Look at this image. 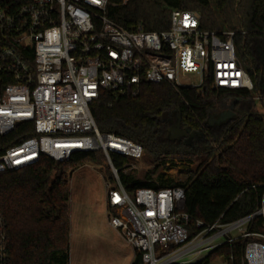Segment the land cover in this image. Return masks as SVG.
Returning <instances> with one entry per match:
<instances>
[{
    "label": "built area",
    "instance_id": "built-area-1",
    "mask_svg": "<svg viewBox=\"0 0 264 264\" xmlns=\"http://www.w3.org/2000/svg\"><path fill=\"white\" fill-rule=\"evenodd\" d=\"M127 1V0H125ZM110 0H0V137L24 122L34 135L0 155V172L37 163L41 157L67 161L77 152H102L114 180L105 183L108 224L142 264H196L225 244L244 241L243 264H264V232L251 230L263 219L264 200L254 212L212 224L196 221L185 210L181 186L138 188L134 198L120 172L137 169L143 145L115 133H102L90 105L101 92L128 98L143 82H167L203 91H253L254 82L239 57L236 37L246 31L201 28L194 10H173L170 27L128 30L107 15ZM197 75L198 84L183 83ZM260 101L264 95L256 94ZM113 155L131 160L117 167ZM7 233L0 218V264L7 260ZM160 254V255H159ZM225 264L229 258L219 257Z\"/></svg>",
    "mask_w": 264,
    "mask_h": 264
},
{
    "label": "trees",
    "instance_id": "trees-1",
    "mask_svg": "<svg viewBox=\"0 0 264 264\" xmlns=\"http://www.w3.org/2000/svg\"><path fill=\"white\" fill-rule=\"evenodd\" d=\"M176 9L198 12L202 29L246 31L237 35L236 45L254 90L215 89L209 80L203 91L145 81L136 97L102 91L90 108L102 133L141 143L153 163L166 159L200 162L183 181L154 178L159 167L143 179L120 172L129 192L142 187H184L193 235L198 220L229 222L254 212L264 200V99L252 98L264 95V0H110L107 15L128 30L140 24L145 31H163L169 29ZM225 111L234 116L221 123L209 122L215 113ZM164 112L169 114L167 119ZM178 114L181 128L191 133L170 139L171 121ZM34 134L32 123L19 124L14 132L0 137V155ZM98 154L77 152L67 161L43 156L25 168L0 172V218L8 237L5 264L70 263V180ZM113 161L119 168L131 162L119 155H113ZM262 224V218L253 220L251 230L264 232ZM243 249V240L225 244L196 264H211L231 255L230 264H243ZM131 264H142L141 253Z\"/></svg>",
    "mask_w": 264,
    "mask_h": 264
},
{
    "label": "rangeland",
    "instance_id": "rangeland-1",
    "mask_svg": "<svg viewBox=\"0 0 264 264\" xmlns=\"http://www.w3.org/2000/svg\"><path fill=\"white\" fill-rule=\"evenodd\" d=\"M239 57L241 58L240 55ZM241 60L243 62L242 58ZM182 81L198 84L200 80L195 74H187ZM258 107H261L260 103ZM199 163L197 160L190 162L180 159H166L153 163L145 156L136 163L137 169L130 173L143 179L148 171L159 167L154 178L161 176L163 180L172 178L183 181L187 179L190 170H197ZM108 181L116 184L109 161L100 152L95 161L86 163L72 174L69 264H131L135 260L137 253L135 254V251L108 224L109 213L118 214L115 209H109L107 206L105 183ZM131 196L134 198L133 192ZM211 264L225 263L221 258H217Z\"/></svg>",
    "mask_w": 264,
    "mask_h": 264
},
{
    "label": "water",
    "instance_id": "water-1",
    "mask_svg": "<svg viewBox=\"0 0 264 264\" xmlns=\"http://www.w3.org/2000/svg\"><path fill=\"white\" fill-rule=\"evenodd\" d=\"M168 116H169L168 112L163 113L164 119H167ZM233 116H234L233 112L225 111L220 115L219 121L224 122V121L228 120L229 118H232ZM213 118H214V116H212L209 119L210 123H213ZM189 133H191V131H187V130L181 128V115L178 114V119H177L176 124L169 128L170 139H178V138L186 137Z\"/></svg>",
    "mask_w": 264,
    "mask_h": 264
},
{
    "label": "flooded vegetation",
    "instance_id": "flooded-vegetation-1",
    "mask_svg": "<svg viewBox=\"0 0 264 264\" xmlns=\"http://www.w3.org/2000/svg\"><path fill=\"white\" fill-rule=\"evenodd\" d=\"M222 113H215L213 116H214V118H213V123L216 121V122H218V123H221L220 121H219V119H220V115H221ZM176 122H177V119L176 120H174V121H171V127L172 126H174L175 124H176Z\"/></svg>",
    "mask_w": 264,
    "mask_h": 264
}]
</instances>
